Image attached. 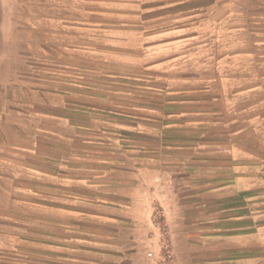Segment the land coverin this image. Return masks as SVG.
I'll list each match as a JSON object with an SVG mask.
<instances>
[{"label": "crops", "instance_id": "1", "mask_svg": "<svg viewBox=\"0 0 264 264\" xmlns=\"http://www.w3.org/2000/svg\"><path fill=\"white\" fill-rule=\"evenodd\" d=\"M177 1L202 18L191 30L208 34L206 71L133 106L127 122L82 101L31 104L15 128L0 120V166L105 177L96 184L112 197L97 205L146 264L165 247L175 264H264V0Z\"/></svg>", "mask_w": 264, "mask_h": 264}, {"label": "rangeland", "instance_id": "2", "mask_svg": "<svg viewBox=\"0 0 264 264\" xmlns=\"http://www.w3.org/2000/svg\"><path fill=\"white\" fill-rule=\"evenodd\" d=\"M184 3L193 4L0 0V120L15 128L31 104L63 109L82 101L127 122L133 106L207 70L208 34L191 30L202 18ZM76 172L31 177L0 166V264L147 263L138 242L117 239L112 210L97 205L112 197L110 186L96 184L105 177L80 184ZM155 264L175 258L165 247Z\"/></svg>", "mask_w": 264, "mask_h": 264}]
</instances>
